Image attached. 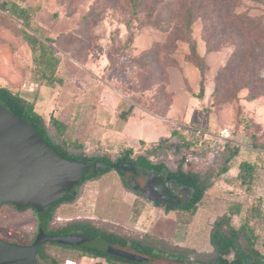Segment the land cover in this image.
Segmentation results:
<instances>
[{"label": "rangeland", "instance_id": "1", "mask_svg": "<svg viewBox=\"0 0 264 264\" xmlns=\"http://www.w3.org/2000/svg\"><path fill=\"white\" fill-rule=\"evenodd\" d=\"M15 1L30 9L32 24L54 43L59 56L56 76L61 81L52 86L45 84L35 67L31 47L20 32L21 23L0 9V86L18 91L27 102H33L53 142L69 143L70 154L106 155L115 160L131 148L132 157L147 154L153 163H164L168 170L191 169L203 177L222 164L224 141L239 147L228 171L208 181L210 186L193 216L181 209L165 212L162 206L146 201L126 185L130 182L128 173L122 178L111 169L82 183L72 203L64 202L56 208L50 227L87 219L103 230L154 244L170 255L192 257L194 251L213 250L218 235L216 231L211 237L213 221L237 203L240 213L231 217V224L236 229L243 224L252 229L253 245L264 254V215L256 219L247 212L257 205L264 209V151L249 150V134H255L257 142L264 144V95L247 100L248 90L242 89L237 97L226 101L212 97L217 73L231 56L234 44L208 51L202 20L195 19L191 36L207 66L204 95L196 98L200 74L190 59L186 41H177L174 52L159 53V63L154 67L165 68L163 83L160 78L149 76L151 66L146 70L138 68L141 54L155 45H162L157 47L163 50L167 36L149 25L142 15L132 20L133 41L125 48L128 31L124 21L129 16L119 8L109 10L103 20L88 30L82 18L95 0ZM238 11L262 18L264 3L241 0ZM261 75L264 76V66ZM60 97L65 106L57 103ZM131 103L135 104L134 111L122 119L119 114ZM51 117L67 122L65 132L55 130ZM224 128L230 130L227 139L220 137ZM174 129L194 142L186 149L187 156L185 148H178L179 138L170 136ZM162 139L165 141L161 149L152 154L140 144V140L151 143ZM242 161L256 163L255 172L247 175L246 181L239 173ZM133 167L138 172L139 167ZM0 225L31 236L36 216L31 209L15 210L2 205ZM218 237L228 240L219 234V242ZM166 244L173 248L163 247ZM238 244L246 245L243 234ZM44 251L48 258L42 264H50V259L58 264L66 260L76 264H111L55 244L45 245Z\"/></svg>", "mask_w": 264, "mask_h": 264}, {"label": "trees", "instance_id": "2", "mask_svg": "<svg viewBox=\"0 0 264 264\" xmlns=\"http://www.w3.org/2000/svg\"><path fill=\"white\" fill-rule=\"evenodd\" d=\"M257 3H264V0H253ZM241 0H95L94 4L89 8L88 12L83 16L82 20L86 29H91L97 23L104 19L105 14L109 10L116 8L121 9L129 17L124 21L128 36L125 41V48L129 47L133 41V34L131 32L132 20L139 16L147 19L149 25L160 29L166 33V40L160 50L155 45L151 51L141 54L136 60L138 68L147 69L151 66L149 76L160 78V83L164 82L166 75L165 68L157 69L154 66L159 63V53L161 51L174 52L177 41H186L188 44L189 56L193 64L197 67L200 74L199 90L195 94L196 98H201L204 95V80L206 63L203 56L199 54L196 40L191 36L192 24L195 19L200 18L203 23V37L207 44V50H218L221 46L234 44V49L231 56L227 59L225 64L219 69L215 86L212 90V97L220 100H229L237 97V94L242 89L248 90L247 100H254L259 96L264 95V76L261 75V70L264 66V17H252L248 11H238ZM0 9L3 12L15 17L20 23V32L25 41L31 47L33 52V61L37 67L40 75L45 80V84L52 86L56 82L61 81L56 76V70L59 65V56L55 53V45L51 40L40 33L38 26L32 24L30 20V9L21 6L15 0H1ZM155 15V16H154ZM155 49V50H154ZM173 63V62H172ZM147 78H150L147 76ZM0 103L10 112L17 114L30 123L39 134L49 144H53V148L63 157L76 160L86 161H105L112 162H130L143 170H151L157 174H164L172 179L177 185L187 187L191 191V197L187 203L182 206L166 205L164 211L184 210L193 216L198 208L205 191L208 190L210 184L209 180L218 178L225 174L230 163L239 152L238 145H232V141H224L221 147L222 164H217L216 171L207 173L203 178L190 171L168 170L164 163H153L147 158V154H141L135 157L131 156L132 149L126 148L124 153L112 160L110 157L103 155L99 157H88L84 154L73 155L67 150L69 143L61 142L54 143L50 135L47 133L44 119L41 114L35 111L34 103L27 102L18 91L12 90L6 86H0ZM135 107L131 103L126 110H122L119 116L126 119ZM50 121L55 130L62 134L66 130V124L56 118L51 117ZM248 124H245L247 127ZM170 136L179 138V149L185 148L184 156H187L188 148L194 144L192 140H188L178 130L171 131ZM252 144L250 151H264V144L257 142L255 134H249ZM165 139L146 143L140 140V144L146 149L148 154L155 153L161 149ZM80 146V145H79ZM256 163L249 161H242L239 164V173L242 180L246 181V176L255 172ZM105 169L95 174L91 173L84 177L79 186L87 179L97 178L101 174L110 171ZM123 177L125 172L122 170H115ZM142 175V172H141ZM78 186V187H79ZM77 187L68 193L64 198L56 201L51 205L46 212L37 213L36 217L39 223L38 229L42 227L51 235L65 234L72 231H81L94 237H101L110 242L119 243L121 245H129L133 249L145 254H161L173 259L190 262L192 264H264V254L261 253L253 245L252 229L246 225H240L236 229L231 224V217L240 213V204H231L227 211L218 216L212 225V235L222 234L228 240L221 237L219 242L217 236L214 240L215 247L211 252H196L194 251L192 257H185L181 255H170L162 248H158L154 244L144 243L140 239L126 238L113 232L103 230L90 222V220H72L65 225L58 228H51L52 221L56 208L61 203H72L75 200ZM155 205H159L155 203ZM252 218H262L264 209L260 206L251 207L247 211ZM248 217V216H247ZM248 233V235L246 234ZM243 234L246 240V245L239 246L238 238ZM55 244V243H52ZM58 245L62 248H70L80 250L82 253L93 258H103L111 264H139L128 261L124 258L115 256L113 254L101 252L89 248H73L65 245ZM167 249H172L170 245L163 246ZM38 259H46L48 255L44 251V245L40 246L36 252ZM51 264H58L55 259H51Z\"/></svg>", "mask_w": 264, "mask_h": 264}, {"label": "water", "instance_id": "3", "mask_svg": "<svg viewBox=\"0 0 264 264\" xmlns=\"http://www.w3.org/2000/svg\"><path fill=\"white\" fill-rule=\"evenodd\" d=\"M105 169L137 172L128 162H92L61 156L30 123L0 103V204L46 212L78 187L86 175ZM168 181L163 175L152 172L143 187L138 186L133 177L129 184L137 186V191L149 202L178 205L179 193H173L174 183L170 186ZM43 242L95 249L139 264H192L161 254H145L129 245L80 231L51 235L42 227L30 245L0 239V264H40L35 254Z\"/></svg>", "mask_w": 264, "mask_h": 264}, {"label": "flooded vegetation", "instance_id": "4", "mask_svg": "<svg viewBox=\"0 0 264 264\" xmlns=\"http://www.w3.org/2000/svg\"><path fill=\"white\" fill-rule=\"evenodd\" d=\"M49 145H51L52 147H53V144H51V143H49ZM152 162V161H151ZM128 163H130V162H128ZM132 164V163H131ZM134 165V164H133ZM165 165V164H164ZM138 167V166H137ZM113 170H116V169H113ZM178 169H176L175 171H177ZM171 171V170H170ZM187 171H190L191 172V169H188ZM125 172V175L122 177V178H124V177H126V175H127V173L129 174L128 176H127V178L130 180V178H131V173L132 172H129V171H124ZM141 172H142V175H141ZM155 173L154 171H151V170H143V169H141L140 167H139V170H138V172H137V174H134V179H135V182H136V184L138 185V186H140V187H143L144 186V184H145V182H146V180H147V178H148V174L149 173ZM191 173H193V172H191ZM157 174V173H156ZM193 174H196V173H193ZM160 175H163L167 180H169L168 181V184L171 186V184L172 183H174V185L173 186H171V188H172V190H173V193H179V197L181 198V202L177 205V206H182V205H184L185 203H187L188 201H189V199H190V197H191V191L187 188V187H183V186H180V185H177L172 179H170L169 177H167V176H165L164 174H160ZM198 175V174H197ZM199 176V175H198ZM200 177V176H199ZM204 177V176H203ZM203 177H201V178H203ZM88 180V179H87ZM86 181V180H85ZM84 181V182H85ZM83 182V183H84ZM126 185H129L130 187H131V190L132 191H134L135 193H137V194H139L142 198H144L142 195H141V193L140 192H138L137 191V186H131L129 183H126ZM77 189H78V187H77ZM145 199V198H144ZM146 200V199H145ZM146 201H148V200H146ZM149 202V201H148ZM150 203H152V202H150ZM156 203H158V202H156ZM153 205H155V203H152ZM159 205H156V206H162L163 207V209H164V206H166V205H162V204H160V203H158ZM2 205H9L10 207H12L13 209H15V210H24V209H31V210H33L32 208H17V207H15V206H13V205H11V204H8V203H3V204H0V206H2ZM167 205H171V204H167ZM33 212L35 213L36 211H34L33 210ZM35 216H36V214H35ZM38 226H39V223H38V220H37V217H36V225H35V228H34V230H33V235H31V236H27L26 234H24V233H21L20 231H18V230H16V229H13V228H8V227H5V226H1L0 225V239H3V240H6V241H8V242H11V243H14V244H18V245H30V244H32L33 243V241L35 240V238H36V236H37V234H38ZM72 232H75V231H72ZM81 232V231H80ZM70 233V232H69ZM66 234V233H65ZM57 235H60V234H57ZM124 237V236H123ZM132 239V238H131ZM133 239H135V238H133ZM48 244H52V243H50V242H43V243H41L40 245H39V247L40 246H42V245H44V247H45V245H48ZM56 244V243H55ZM59 245H61V244H59ZM38 247V248H39ZM69 247V246H68ZM38 248H37V250H38ZM73 248H77V247H73ZM37 250H36V252H37ZM35 256H36V258H37V255L35 254ZM48 258V257H47ZM46 258V259H47ZM37 260H38V262L40 263V264H42L41 263V261L42 260H45V259H38L37 258ZM50 261H51V259H50ZM50 264H51V262H50Z\"/></svg>", "mask_w": 264, "mask_h": 264}, {"label": "built area", "instance_id": "5", "mask_svg": "<svg viewBox=\"0 0 264 264\" xmlns=\"http://www.w3.org/2000/svg\"><path fill=\"white\" fill-rule=\"evenodd\" d=\"M229 135H230V130H229V128H224V129H222L221 132H220V137H221L222 139H227V138L229 137ZM64 264H76V263L73 262V261H70V260H66V261L64 262Z\"/></svg>", "mask_w": 264, "mask_h": 264}, {"label": "crops", "instance_id": "6", "mask_svg": "<svg viewBox=\"0 0 264 264\" xmlns=\"http://www.w3.org/2000/svg\"><path fill=\"white\" fill-rule=\"evenodd\" d=\"M61 97H62V96H61ZM61 97H60V99L57 98V103H59L61 106H65L66 103L61 101ZM133 111H134V109H133ZM133 111H132V112H133ZM132 112H131V113H132ZM52 114H53V113H52V111H51V112L49 113V115L52 116ZM58 120L61 121V122H63V123H65V124H67V122H65V121H63V120H60V119H58Z\"/></svg>", "mask_w": 264, "mask_h": 264}]
</instances>
